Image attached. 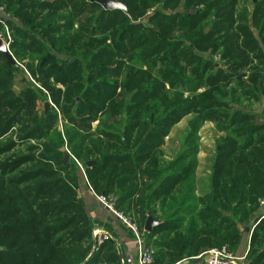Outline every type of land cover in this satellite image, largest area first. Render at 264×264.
<instances>
[{"label": "trees", "instance_id": "1", "mask_svg": "<svg viewBox=\"0 0 264 264\" xmlns=\"http://www.w3.org/2000/svg\"><path fill=\"white\" fill-rule=\"evenodd\" d=\"M118 1L127 13L89 0H0L20 23H6L11 51L34 80L15 89L21 65L0 53V264H122L111 225L96 241L102 225L79 196L80 169L142 228L148 214L162 221L146 233L155 264L215 247L234 255L246 228L249 264H264V122L231 106L264 94V0H249L251 10L239 0ZM188 117L179 151L162 162L165 138ZM208 122L224 135L197 196ZM16 130L18 143L8 139Z\"/></svg>", "mask_w": 264, "mask_h": 264}, {"label": "rangeland", "instance_id": "2", "mask_svg": "<svg viewBox=\"0 0 264 264\" xmlns=\"http://www.w3.org/2000/svg\"><path fill=\"white\" fill-rule=\"evenodd\" d=\"M239 2H240L239 3V9H241L243 7H248L249 10L252 9V6L249 3L250 2L249 0H239ZM6 23H7V21H6ZM2 30H3V27L0 28V33L3 32ZM10 34H11L12 38H14L13 31L11 29H10ZM10 49H11V47H10ZM12 55H13V53H12ZM13 57L15 58L14 55H13ZM61 57H63V56H61ZM215 60L219 61V56H216ZM19 64L21 65L20 71H22L24 73V75L21 73L14 75V79H13L14 87H15V89H18V90L21 87H23L25 84L24 79H23L24 77H26V79L28 81L34 82V80L31 78V76L28 74V72L24 69L23 64L22 63H19ZM217 66H219V64ZM48 102L50 103V106H51V102L50 101H48ZM231 106L233 107L234 110L242 111L244 113H249V114L253 115L255 118V121L257 123H263L264 122V116H263L264 94L262 95L259 102L253 101V100H242L241 104L232 103ZM39 109H40V111L45 110V104L43 101H41L39 103ZM190 118L191 117L183 119L181 123H179L177 126L172 128V130L169 134V137L165 138L164 143L162 145L163 156L160 158V160L162 162L167 163V162L171 161V159L174 158V156L176 155V152H178V147L181 145V141H182L183 136L186 132V128H187V125H188ZM59 128L62 130L61 125L59 126ZM17 133H18V130L13 131L12 134L8 135V139L11 136V139H13L15 142L18 143L19 142V138H18L19 136L17 135ZM223 135L224 134H221L220 132L217 131L215 124L210 123V122L206 123L199 132V141H198L199 155L197 156L198 169L196 172V181H197V192L196 193L198 196L205 194L209 188V179H210L209 176L211 175V168H212L213 158H214V154H215V150H216L217 140L220 136H223ZM167 138H169V140ZM28 144L35 145L36 142L29 141L27 144H25V146L15 148V150L13 152H11L8 156L13 155L14 153H17L19 151L23 152L25 150V148L27 147L26 145H28ZM24 153H28V152H24ZM79 172H81V174H83L81 169ZM99 195H105L108 197L112 196V194L106 195L103 193H101ZM261 200H260V205H261ZM135 212L132 211V214H130V213H127V214L136 216L137 221H139L140 218L136 215ZM259 213H260V209L258 211V215H259ZM153 248H154V252H155V262H156V255H157L156 253H158V252H157L155 247H153ZM211 249H222V248H218V247L210 248V249L206 250L205 252H207ZM202 254H204V252H202L198 256H201ZM190 258H192V257H190ZM190 258H187V260H189ZM168 260L169 259H167V261Z\"/></svg>", "mask_w": 264, "mask_h": 264}, {"label": "built area", "instance_id": "3", "mask_svg": "<svg viewBox=\"0 0 264 264\" xmlns=\"http://www.w3.org/2000/svg\"><path fill=\"white\" fill-rule=\"evenodd\" d=\"M2 6L0 5V12ZM0 24L3 27V32L0 33V40H2L11 52V44L13 43L12 36L10 34V29L6 22L0 18ZM12 53V52H11ZM86 182L87 178H86ZM89 185V184H88ZM90 187V186H89ZM92 190V188L90 187ZM93 191V190H92ZM94 192V191H93ZM95 193V192H94ZM97 201L99 205L105 209L107 212L114 215L119 222L129 229L130 233L135 236L137 242V259L136 264H155V252L152 245L147 244L146 241V231L138 223L136 216L126 214L117 208L118 199L114 196H105L96 194ZM261 206L264 207V198L261 200ZM96 241L100 245L104 240L109 238V233L107 231L103 233H94ZM249 252L244 257H236L233 254H229L225 248L223 249H211L204 252L200 256L203 259L201 264H246V260ZM131 260L128 261L130 263ZM124 264V261H122Z\"/></svg>", "mask_w": 264, "mask_h": 264}, {"label": "crops", "instance_id": "4", "mask_svg": "<svg viewBox=\"0 0 264 264\" xmlns=\"http://www.w3.org/2000/svg\"><path fill=\"white\" fill-rule=\"evenodd\" d=\"M0 18L4 22L11 21V22H14L18 25L20 24L18 19H16L15 17H13L9 13H6L4 6H2V10L0 12ZM167 139L169 140V138H167ZM179 148H180V146L178 147V151H179ZM80 176H81V178H80L79 196L84 198V201L86 203L87 213L92 217V219L98 220L99 222H101V225H102V227L96 228L94 233L95 232L96 233H103V232L107 231L103 227V225H106V224L111 225L114 233L116 234L118 245H119V247H121V251H122L120 253L121 262L124 261V264H136V259H137L136 241H134L131 234L128 233L124 227L116 225L113 221L112 216L99 205V203L97 201L96 193H94L90 189L88 183L86 182L85 173L80 174ZM209 178H210V176H209ZM202 195H204V194H202ZM202 195H200V196H202ZM133 212H135V211H133ZM261 213L264 214V207L261 209ZM249 248H250V233H249V231H247V228H246L245 233H244L243 238H242L241 245H240L237 253L234 254V256H236L238 258L244 257L249 252V250H250ZM248 257H249V255H248ZM248 257L246 260V264H249V261H248L249 258ZM129 260H131L130 263H128ZM202 261H203V259L200 258V256H195V257L190 258L189 260H187V258L183 259L182 261L178 262L177 264H201Z\"/></svg>", "mask_w": 264, "mask_h": 264}, {"label": "water", "instance_id": "5", "mask_svg": "<svg viewBox=\"0 0 264 264\" xmlns=\"http://www.w3.org/2000/svg\"><path fill=\"white\" fill-rule=\"evenodd\" d=\"M89 1L97 2L98 4H100L103 11L121 10L124 13L128 12L126 5L119 2L118 0H89ZM0 53L6 58L7 64L9 66H19L18 62L13 57L12 53L10 52V50L2 40H0ZM49 109H50V103L47 102L45 104V110L47 111ZM61 151L64 153L63 163L66 166H69L71 159L70 152L66 147H63ZM92 164L93 162H88L89 166ZM160 224H162V221L154 220V218L150 214H148L144 229L147 233H151V231ZM247 231H249V228H247Z\"/></svg>", "mask_w": 264, "mask_h": 264}]
</instances>
